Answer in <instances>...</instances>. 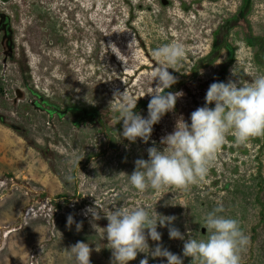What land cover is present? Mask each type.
Segmentation results:
<instances>
[{
  "label": "rangeland",
  "instance_id": "1",
  "mask_svg": "<svg viewBox=\"0 0 264 264\" xmlns=\"http://www.w3.org/2000/svg\"><path fill=\"white\" fill-rule=\"evenodd\" d=\"M1 13L10 24L0 31V264H74L65 248L77 241L100 249L91 264H110L107 220L95 231L83 214L94 201L104 211L126 204L175 216L186 237L200 238L206 214L222 204L248 237L242 264H264V136L237 144L226 134L204 181L186 188L140 192L128 183L134 161L178 119L190 123L211 83L264 74V0H0ZM173 41L186 51L168 69L177 83L166 91L183 95L147 143L130 142L113 92L126 90L147 116L153 50ZM69 214L80 231L67 226ZM157 230L150 247L199 264L167 227Z\"/></svg>",
  "mask_w": 264,
  "mask_h": 264
},
{
  "label": "clouds",
  "instance_id": "2",
  "mask_svg": "<svg viewBox=\"0 0 264 264\" xmlns=\"http://www.w3.org/2000/svg\"><path fill=\"white\" fill-rule=\"evenodd\" d=\"M185 51L179 41L162 44L153 50L157 67L150 76L155 86L147 93L150 95L147 116L134 111L137 99L126 90L113 92V98L119 101L116 109L123 122L119 133L122 138L130 142L140 138L147 143L153 126L175 109L176 101L183 92L166 91L177 83V77L168 69L175 70ZM204 101L203 106L191 112L190 123L182 117L178 119L174 130L161 137L160 146L153 142V146L147 148V159L134 161V170L128 174V183L134 189L140 192L148 188L159 191L169 186L186 188L203 182L218 149L225 142L226 134L234 135L237 144L246 143L251 137L264 136V74L253 76L248 82L241 81L238 76L236 79L229 78L227 82H213L206 90ZM94 204L86 207L83 214L90 215V224L95 231L99 227L95 221L102 217L107 220L102 228L107 248L111 250L110 264H129L139 253L146 254L139 264H149V257L166 258V264H183L180 255L160 243L150 247L149 240L161 241L158 226L168 228L170 239L182 240L183 256L196 259L199 264H242L248 237L237 219L223 214L222 204H217L206 214L202 225L207 230L205 238L190 233L186 237L174 226L175 216H165L156 211L150 214L145 206L120 204L104 211L96 201ZM66 223L68 227L75 223L76 231L82 227V223L76 222L71 214L67 216ZM93 250L100 249L77 241L65 248V253L74 259V264H91Z\"/></svg>",
  "mask_w": 264,
  "mask_h": 264
},
{
  "label": "flooded vegetation",
  "instance_id": "3",
  "mask_svg": "<svg viewBox=\"0 0 264 264\" xmlns=\"http://www.w3.org/2000/svg\"><path fill=\"white\" fill-rule=\"evenodd\" d=\"M2 14H0V31L4 30L5 32H8L9 29V16H7L6 14H4V18L2 17Z\"/></svg>",
  "mask_w": 264,
  "mask_h": 264
},
{
  "label": "water",
  "instance_id": "4",
  "mask_svg": "<svg viewBox=\"0 0 264 264\" xmlns=\"http://www.w3.org/2000/svg\"><path fill=\"white\" fill-rule=\"evenodd\" d=\"M4 1H7V0H4ZM2 17L4 18V13L2 14Z\"/></svg>",
  "mask_w": 264,
  "mask_h": 264
},
{
  "label": "bare ground",
  "instance_id": "5",
  "mask_svg": "<svg viewBox=\"0 0 264 264\" xmlns=\"http://www.w3.org/2000/svg\"><path fill=\"white\" fill-rule=\"evenodd\" d=\"M4 2V0H2Z\"/></svg>",
  "mask_w": 264,
  "mask_h": 264
},
{
  "label": "built area",
  "instance_id": "6",
  "mask_svg": "<svg viewBox=\"0 0 264 264\" xmlns=\"http://www.w3.org/2000/svg\"><path fill=\"white\" fill-rule=\"evenodd\" d=\"M34 255H32V257H33Z\"/></svg>",
  "mask_w": 264,
  "mask_h": 264
}]
</instances>
